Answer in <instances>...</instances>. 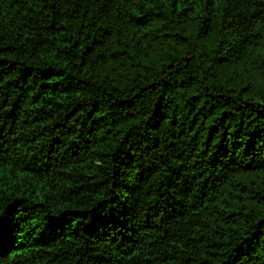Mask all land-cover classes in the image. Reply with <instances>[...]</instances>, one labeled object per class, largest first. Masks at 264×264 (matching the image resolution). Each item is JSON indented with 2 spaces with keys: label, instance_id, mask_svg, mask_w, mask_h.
<instances>
[{
  "label": "trees",
  "instance_id": "16d2710c",
  "mask_svg": "<svg viewBox=\"0 0 264 264\" xmlns=\"http://www.w3.org/2000/svg\"><path fill=\"white\" fill-rule=\"evenodd\" d=\"M0 264H264V0H0Z\"/></svg>",
  "mask_w": 264,
  "mask_h": 264
}]
</instances>
